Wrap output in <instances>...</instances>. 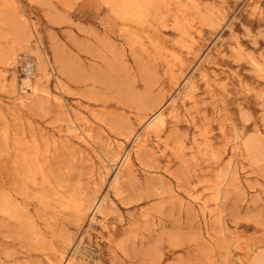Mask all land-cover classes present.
<instances>
[{
	"label": "rangeland",
	"instance_id": "rangeland-1",
	"mask_svg": "<svg viewBox=\"0 0 264 264\" xmlns=\"http://www.w3.org/2000/svg\"><path fill=\"white\" fill-rule=\"evenodd\" d=\"M67 263L264 264V0H0V264Z\"/></svg>",
	"mask_w": 264,
	"mask_h": 264
},
{
	"label": "bare ground",
	"instance_id": "bare-ground-1",
	"mask_svg": "<svg viewBox=\"0 0 264 264\" xmlns=\"http://www.w3.org/2000/svg\"><path fill=\"white\" fill-rule=\"evenodd\" d=\"M37 61H38V63H39V68L38 69H36V71H34V73H33V76H32V78H28V79H23L21 82H22V85H21V87H22V89H24V91H25V89H26V91H32L31 93H33V94H36L37 93V90L34 88V87H31V84L33 83V80H36V81H38V76H40V75H45L46 74V69H45V63H44V61H43V58H42V56H40V55H37ZM44 60H45V57H44ZM164 123V118H163V116L162 115H160V114H158L150 123H148V124H151L149 127H152V126H156L157 124H163ZM90 137V136H89ZM128 163V158L127 157H125L124 159H123V162H122V164L124 165V164H127ZM121 164V166L119 167V169H118V171H117V173H116V176L120 173V170H121V168H122V165ZM120 175V174H119ZM99 208V207H98ZM98 210V209H97ZM96 210V211H97ZM68 264V263H67ZM70 264H72V263H70Z\"/></svg>",
	"mask_w": 264,
	"mask_h": 264
},
{
	"label": "built area",
	"instance_id": "built-area-1",
	"mask_svg": "<svg viewBox=\"0 0 264 264\" xmlns=\"http://www.w3.org/2000/svg\"><path fill=\"white\" fill-rule=\"evenodd\" d=\"M34 73V65L30 61H24L20 67L19 75L23 79L32 78ZM21 80V81H22Z\"/></svg>",
	"mask_w": 264,
	"mask_h": 264
}]
</instances>
